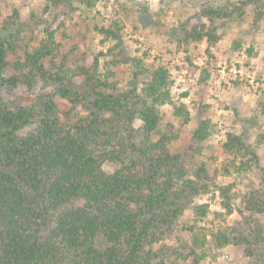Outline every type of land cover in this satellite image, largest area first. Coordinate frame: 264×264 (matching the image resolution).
<instances>
[{"label":"trees","instance_id":"1","mask_svg":"<svg viewBox=\"0 0 264 264\" xmlns=\"http://www.w3.org/2000/svg\"><path fill=\"white\" fill-rule=\"evenodd\" d=\"M96 1L46 0V5L73 11L93 7ZM244 3L255 6L257 19L264 17V0ZM226 9L203 5L201 15L209 24L180 23L175 27L179 39L213 46L219 35L212 21L226 16ZM3 22L2 82L32 86L35 77L50 80L56 84L54 95L72 105L71 111L76 106L82 110L60 114L51 97L41 98L34 111L0 99V264H168L171 250L154 245L172 233L186 209L192 220L181 227L189 233L184 247L193 264L208 255L207 249L227 245L264 264V228L257 218L264 214V192H244L240 218L225 223L239 195L234 181L213 182L205 163H186L173 150L178 131L173 122H163L161 106H172L180 126L190 120L189 110L173 102L165 66L126 52L118 20L96 27L102 42L111 43L105 51L94 54L89 66L72 68L71 74L81 77L80 85L74 76L67 77V58L52 31L23 49V58L14 60L13 72L5 78L8 55L16 53L13 27L19 23L14 15ZM120 64L129 65L132 73L121 89L115 80ZM213 125L208 118L199 120L189 136L190 150L202 154V147L194 146L202 144ZM243 136L226 133L222 150L234 158L223 168L224 175L244 171L236 162L239 155L250 154L260 168L255 146L245 144ZM107 162L117 168L107 172ZM209 193H218L223 211L213 212V220L221 222L206 231L199 223L210 213L209 202L197 203L195 198Z\"/></svg>","mask_w":264,"mask_h":264},{"label":"rangeland","instance_id":"2","mask_svg":"<svg viewBox=\"0 0 264 264\" xmlns=\"http://www.w3.org/2000/svg\"><path fill=\"white\" fill-rule=\"evenodd\" d=\"M244 1L97 0L88 9L78 7L68 11L63 6H48L46 0H0V33H7L2 26L9 16L14 15L19 23L13 27L14 34H17L16 53H9V67L4 71V77L13 72L11 66L14 60L23 58V49L37 45L47 32L52 31L62 43L60 54L67 58V77L74 76L80 85L81 77L71 74L72 68L89 66L94 54L105 51L111 43L102 42V35L96 27L108 26L113 20H118L126 52L132 56H143L146 62L165 66L172 78L170 90L173 102L183 103L189 110L190 120L180 126L179 118L172 115V106H161L163 122H173L178 131V138L172 144L173 150L183 156L186 163H205L213 182L223 185L234 181V191L239 195L233 200L232 213L225 219L226 224H231L240 218L238 209L243 207L241 195L244 192H264L260 169L264 168V17L257 19L255 6ZM206 4L227 8L226 16L212 21L219 40L208 49L203 40L181 41L175 30L177 25L185 22L209 24L200 11ZM115 70L117 87H126L132 78L130 66L120 64ZM55 87L52 81L45 83L38 77H35L32 86L25 83L11 85L0 79V99L34 111L39 107L41 98L51 97L59 105L60 114L62 111L70 112L72 105L54 95ZM138 87H141L140 81ZM81 110L80 106H76L72 111L81 114ZM201 118L210 119L214 125L202 144L194 146L197 150L202 147V154H197L189 149V136ZM63 122L68 124L66 119ZM138 124L136 120L134 125ZM227 131L243 133V142L255 146L260 168L255 167L250 154L245 157L236 155V162L242 163L244 171L224 175L223 168L234 158L233 154H224L222 150ZM116 168L110 162L104 165L107 172ZM195 202H209L210 213L199 223L206 227V231L214 226L212 224L221 222L219 218L213 220V212L223 211L218 193L213 197L210 193L201 195L195 198ZM257 218L264 228V214H258ZM191 220L192 213L186 209L172 233L154 245L161 251L171 250L167 253L168 264H193V256L184 247L189 233L181 227L191 223ZM207 253L198 264H262L246 257L243 250L234 245L207 249Z\"/></svg>","mask_w":264,"mask_h":264}]
</instances>
